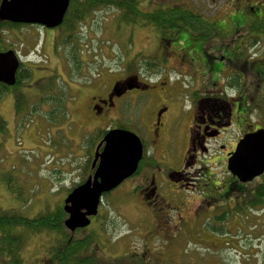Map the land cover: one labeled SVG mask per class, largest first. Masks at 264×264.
<instances>
[{
	"label": "rangeland",
	"instance_id": "374dc122",
	"mask_svg": "<svg viewBox=\"0 0 264 264\" xmlns=\"http://www.w3.org/2000/svg\"><path fill=\"white\" fill-rule=\"evenodd\" d=\"M248 1L136 0L138 11L142 13L161 9L175 12L177 16L185 13L179 4H187L195 10V15L199 13L203 17L196 18L192 14L204 23L205 28L196 29L211 34L212 42H222L223 51L236 52L233 56L240 58L236 67L224 66L219 77L205 76L204 84L211 89L226 90L224 97L234 98L244 109L240 114H232L233 125L228 128L232 131L231 140L238 139L237 142L248 133L264 130V84L254 72L258 66H262L264 72V65H258L264 64V28L237 30L226 23L228 33L219 37L213 32L219 20L228 21V15L235 9L242 10ZM94 9L82 20L70 19L68 25L55 29L28 25L4 31L6 48L14 49L33 76L24 81L23 91L8 88L0 99L2 218L15 215L32 219L61 207L72 189L91 174L89 166L105 134L113 129L136 132L135 122L138 124L139 119L134 94L129 93L133 98L124 102L117 101L119 105H126L123 110L117 104L101 114L89 109L90 96L101 94L103 88H110L113 82L124 83L136 78L132 75L140 71V65L149 67L139 61L156 58L163 37L151 27L122 21L114 8ZM242 19L246 26L249 16L243 15ZM71 37L73 40H69ZM74 53L78 54L81 66L78 71L69 68L74 66L69 60ZM247 57L259 61L245 65L242 60ZM128 75L131 77L122 79ZM193 83L184 81L188 87ZM26 84L29 86L25 87ZM235 90L240 92L235 94ZM59 100L65 113L53 111L54 119L46 120L45 112L57 107L55 103L47 104L59 103ZM120 111L131 121H124L125 117L114 120ZM187 123L188 118L181 124L184 130ZM229 136L225 134L222 142L213 141L209 150L213 152L223 144L221 151L226 157L231 150L230 140L226 139ZM226 171L224 166L214 169L224 178L228 176ZM190 179L188 182L192 183L194 180ZM258 184L264 189V178L257 176L242 183L239 194L236 193L238 197L234 198L250 204H229L217 215L207 206V194L200 189L186 197L183 192L173 190L174 187L168 188L171 198L174 197L172 204L178 209L159 211L156 206L147 209L119 186L102 197L97 220L93 218L91 224L75 232L74 237L82 240L93 236L85 255L113 258L115 262H110L114 264H264V193H257ZM255 193L260 196L253 197ZM165 195L162 193L164 198ZM15 230L24 231L19 226ZM49 242L45 231L31 235L17 251L19 264H49L45 249ZM1 255L6 254L0 252V264L14 261V257L8 259Z\"/></svg>",
	"mask_w": 264,
	"mask_h": 264
},
{
	"label": "flooded vegetation",
	"instance_id": "af4514ba",
	"mask_svg": "<svg viewBox=\"0 0 264 264\" xmlns=\"http://www.w3.org/2000/svg\"><path fill=\"white\" fill-rule=\"evenodd\" d=\"M252 2L249 0L242 10L235 9L228 15V21L219 20L213 34L221 37L224 32L228 33L226 23L237 30L264 28V0H252ZM179 5L184 11L196 14L195 10L187 7V4ZM243 15L250 18L246 26L243 25ZM182 26L178 25L176 28ZM194 26L203 28L201 24ZM217 28L222 29L217 31ZM202 32L204 31L201 29L198 33L179 32L178 29H174L170 33V39L161 38L160 31L157 32L161 38L160 53L155 56L156 58L150 57L139 61L149 67L140 65V71L132 75L137 79L138 89L126 91L119 97L112 96V86L115 83L113 82L110 88L104 87L101 94L90 96L89 109L93 113L101 114L112 107H117L118 100L124 102L133 98L129 93L134 94V107L138 110L139 119L138 124L135 122L134 133L141 142L142 157L135 173L124 180L120 187L124 188L125 193H133L147 209L148 206L150 208L156 206L159 211L168 208L178 209L172 204L174 197L171 198V194L168 193V188L172 190L173 187V190L183 192L185 196L194 191L197 193L199 189L206 193L207 206L215 215L222 208L229 207L227 206L229 204L233 206L250 204L243 200H234L238 197L236 193L239 192L238 189L242 184L237 178L227 171L228 176L225 178L214 172L216 167L226 168L229 155L238 143V139L231 140L233 137L229 133L232 131L228 128L233 125L232 114H240L244 109L239 102H235L234 98L224 97L226 90L211 89L204 84L205 76L219 77L224 66L233 69L240 58L233 56L236 52L223 51L222 42L214 43L212 38L201 36ZM242 61L245 65H255L259 60L247 57ZM148 69H151V72ZM254 72L258 75L260 73L255 68ZM126 77L131 76H124L122 79L125 80ZM185 80L194 82L192 87L186 86ZM97 90L101 89L98 87ZM239 92L240 90H235V94ZM120 106L123 110L126 105L123 103ZM124 117V121H131L122 111L114 120ZM187 118L188 123L184 130L181 124H184ZM186 131L187 134H183ZM225 134L230 135L226 139L229 138L231 143V150L227 151L226 157L225 152L221 151L223 144L217 146L213 152L209 150L213 141L222 142ZM191 177L194 180L192 183L188 182ZM260 178H264V174ZM259 184L258 186H261ZM162 193L166 194L165 198ZM252 196L254 197L255 194ZM185 211L188 213L187 209Z\"/></svg>",
	"mask_w": 264,
	"mask_h": 264
},
{
	"label": "water",
	"instance_id": "95a60500",
	"mask_svg": "<svg viewBox=\"0 0 264 264\" xmlns=\"http://www.w3.org/2000/svg\"><path fill=\"white\" fill-rule=\"evenodd\" d=\"M70 0H2L0 21L13 24H31L53 29L61 25ZM19 66L13 51L0 52V82L14 83ZM136 78L113 87L112 96L119 97L127 90L138 88ZM102 149L99 152V148ZM142 157L139 138L127 130L108 131L96 147L92 168L87 180L74 188L64 199L67 215L64 227L71 233L87 227L98 212L103 194L117 188L132 176ZM227 170L240 182H247L264 172V130L244 135L227 162Z\"/></svg>",
	"mask_w": 264,
	"mask_h": 264
},
{
	"label": "trees",
	"instance_id": "16d2710c",
	"mask_svg": "<svg viewBox=\"0 0 264 264\" xmlns=\"http://www.w3.org/2000/svg\"><path fill=\"white\" fill-rule=\"evenodd\" d=\"M117 0H70V4L66 15L64 17L62 26L68 25L66 24L70 19L82 20L88 13L94 12V8L101 9V8H114L117 12H119L120 19L125 21L129 24H143V26L151 27L155 31L161 33L162 37H166V39H170L168 34L172 33L174 29H178L179 32L183 31H191L193 33H198L199 29H196L194 25L201 24L204 25L203 22H199L196 18L199 16L192 15V13L188 14L186 11L183 15H176L175 12L165 11V10H154L151 13H142L138 11V4L136 0H124V1H117ZM1 2V0H0ZM86 3V4H85ZM84 4L86 6H84ZM161 11V12H160ZM165 11V12H164ZM164 12V13H162ZM75 23V22H74ZM178 25H184L188 28L178 27ZM25 25L13 24L10 22H2L0 21V50L5 51L6 45L5 40L3 38L4 31L11 29H19ZM203 28H205L203 26ZM261 28V27H260ZM68 30V29H67ZM66 30V31H67ZM264 30V29H262ZM166 32H169L165 34ZM201 36L209 37V39L213 38V36L209 33L202 32ZM69 40H73L72 37ZM68 40V41H69ZM68 43V42H67ZM78 53V52H77ZM74 53L69 59L73 63V69L80 70V62L78 61V54ZM244 57V54L241 53ZM69 58V57H68ZM264 65V64H258ZM23 68L18 69L16 75L14 77V83L10 86L7 84L0 83V99L4 95V91L8 88H18V91H23L22 86L24 85V81L30 79L33 75L32 73L22 65ZM262 66H258L257 69L260 71L257 77L259 78L262 83L264 82V72L261 70ZM29 86L28 84L25 87ZM54 86V85H53ZM52 86V87H53ZM55 89H58L56 86ZM25 90V89H24ZM56 104L54 109L45 112V119L48 121H52L53 118V111L60 112L62 115L65 113V107L61 100L59 103L57 101L49 102L47 105ZM50 108V107H49ZM23 109V108H22ZM32 112V111H31ZM91 165V164H90ZM89 166V165H88ZM90 167V166H89ZM262 186H258L257 193H264V189ZM128 193V192H127ZM256 197L262 195H257ZM131 197H134V194L129 192ZM108 194H104L103 196H107ZM257 199V198H255ZM134 200L138 202L139 200L134 197ZM142 204L141 201H139ZM0 216V252L5 253L6 255H1L2 257L10 259L14 257V261L10 262V264H19L17 260V256L19 250L24 246L27 239L30 238L31 235H35V233L45 231L48 239L50 238L51 242H49L45 249H47V262L49 264H114L110 261L115 260L113 258H104L96 254H88L84 253V251L89 250V244L92 242L90 237L86 239H76L74 237L75 232L79 231L76 230L75 232L71 233L64 227V220L66 218V214L62 210V206L55 207L54 210L47 211L42 213L32 219H25L21 217H17L15 215ZM7 217V218H6ZM99 217V214L96 216V220ZM95 218V217H94ZM95 220V222H96ZM22 228L20 233L16 232V227ZM29 237V238H28ZM47 241V239H46ZM48 242V241H47ZM109 259V262L108 260ZM113 259V260H110Z\"/></svg>",
	"mask_w": 264,
	"mask_h": 264
},
{
	"label": "bare ground",
	"instance_id": "6f19581e",
	"mask_svg": "<svg viewBox=\"0 0 264 264\" xmlns=\"http://www.w3.org/2000/svg\"><path fill=\"white\" fill-rule=\"evenodd\" d=\"M241 138H242V137H241ZM241 138H240V139H241Z\"/></svg>",
	"mask_w": 264,
	"mask_h": 264
}]
</instances>
